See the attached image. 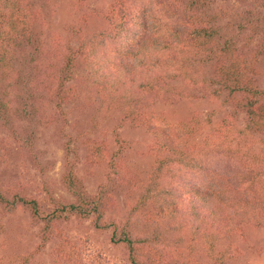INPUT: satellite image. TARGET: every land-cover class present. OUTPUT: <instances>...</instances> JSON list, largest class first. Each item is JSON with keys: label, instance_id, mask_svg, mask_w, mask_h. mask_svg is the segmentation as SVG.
Returning <instances> with one entry per match:
<instances>
[{"label": "trees", "instance_id": "16d2710c", "mask_svg": "<svg viewBox=\"0 0 264 264\" xmlns=\"http://www.w3.org/2000/svg\"><path fill=\"white\" fill-rule=\"evenodd\" d=\"M215 2L188 0L179 20L172 24L158 21L155 15L151 19L153 12L146 0H112L105 10L92 9L91 13L101 16L106 27L90 36L81 35L78 46L66 55L55 91L49 94H40L29 82L37 69L36 56L30 50L36 22L31 3L8 0L0 4V74L10 77L19 71L18 81L7 83L2 91L0 127L19 135L13 127L18 118L36 126L59 123L63 130L68 121L65 106L78 101L83 90L95 88L101 99H107L116 109L118 123L112 130V141L119 145L118 151L127 154L130 146L119 130L124 125L143 128L151 135L143 150V155L154 158L152 176L141 194L143 204L153 202L146 226L130 219L117 222L106 217L116 202L112 191L125 180L122 169L130 166L116 164L111 157L110 165L121 181L101 183L92 193L77 174L78 153L71 147V140L64 144L67 165L61 180L73 198L54 196L45 181L44 189L51 192L52 203V209L46 211L25 184L6 188L0 183L2 213H13L23 206L35 223H43L39 246L51 244L53 264H110L107 250L89 235L72 237L65 231L62 223L72 216L80 220L93 217L96 230H111V244L124 247L132 264H177L160 243L167 233L187 225L195 232V239L201 237L203 243L209 244V256H215L220 240L245 243L250 241V230H264V195L252 185L247 186L245 179L220 177L199 163L185 147L179 125L167 118L166 110L160 109L193 95L185 84L191 69H208V93L223 98L233 117L244 114L246 130L264 138V86L259 82L257 68L264 41L258 48L250 47L264 23V11L252 18L245 11L215 9ZM259 2L264 6V0ZM228 16L231 18L225 22ZM83 20L87 25V17ZM247 28L253 30L246 35ZM78 74L84 86L72 81ZM103 134L104 137H95L85 132L79 138L83 161L90 169L108 159L111 144L106 130ZM33 135L36 133L31 129L23 135L25 145L21 151L15 140L0 136V155L9 160L24 155L23 151L34 148ZM73 153L75 158L70 160ZM39 160V156L35 157L40 166ZM175 163L191 170L196 166L200 179L183 177L179 184L171 185L159 181ZM40 169L45 177L46 167ZM141 174L132 172L131 179L142 180ZM250 247L258 254L264 252V243Z\"/></svg>", "mask_w": 264, "mask_h": 264}, {"label": "rangeland", "instance_id": "374dc122", "mask_svg": "<svg viewBox=\"0 0 264 264\" xmlns=\"http://www.w3.org/2000/svg\"><path fill=\"white\" fill-rule=\"evenodd\" d=\"M8 0H0V4ZM22 3H31L36 22L33 28L31 51L36 56V73L29 82L40 94H49L55 91L59 83L60 70L65 66L66 55L71 48H76L81 35L90 36V33L106 27L103 18L92 14V9L105 10L112 0H20ZM144 1V0H141ZM150 3L152 15L158 21L172 24L179 20L188 0H146ZM213 8L227 7L237 11H245L247 16L255 18L264 6L259 0H216ZM87 17V25L83 20ZM231 17H226L225 22ZM255 35L250 47L258 48L264 41V23ZM253 28H247L245 34ZM239 44H244L241 40ZM259 82L264 86V53L260 55L257 64ZM1 73V70H0ZM16 70L12 76L0 74V97L7 83L18 81ZM208 69L195 68L188 72L185 80L186 88L193 95L183 102L171 106H161L166 110L167 118L185 137V147L199 160L204 167L210 169L220 177L231 180L245 179L246 184L260 191L264 195V141L263 136L250 133L245 128L244 114L231 115V108L223 98H214L207 91L205 83ZM79 74L72 81L84 86L79 80ZM207 84V83H206ZM46 85H48L46 87ZM38 94V93H37ZM68 121L61 130L59 123L32 125L29 120H14L13 127L19 135L2 125L0 136L14 141L19 150L25 145L23 135L34 131V148L23 151L14 159H6L0 155V183L3 187L13 188L16 184H25L27 191L38 199L43 210H51L52 203L49 193L56 197L66 196L73 198L64 187L61 177L66 169L67 155L65 142L71 140V147L78 153L76 171L83 180L87 189L94 193L101 183L112 185L114 181H121L110 165L111 157L117 164L122 162L126 167L122 169L125 180L116 185L112 193L116 196L114 206L106 213V217L117 222L130 219L135 224L146 226L148 216L152 214V200L147 204L141 202V194L150 181L153 173L154 158L143 155L146 142L151 135L143 128L124 125L119 128L121 135L129 142L128 153H121L119 145L112 140L113 128L117 125V113L114 106H110L107 99L102 100L99 93L92 90L81 92L78 101L65 106ZM1 126V122H0ZM104 130L108 134L110 151L108 159L101 166L88 167L84 163V149L79 138L86 132L90 136L104 137ZM15 138V139H14ZM21 147V148H20ZM117 152V155L114 153ZM39 156L42 165L35 162ZM75 153L69 155L72 160ZM50 165V166H49ZM46 167L45 177L40 167ZM191 170L181 164L168 167L158 179L166 185L179 184L183 177L200 179L197 167ZM92 170V171H91ZM132 172H141L142 180H132ZM48 182L51 192L44 189ZM26 191V190H25ZM23 190V193L25 192ZM43 223H35L31 212L19 206L15 212L4 214L0 205V264H53L50 257L51 244L40 247V229ZM63 228L72 237L89 235L97 244L107 250L110 264H132L126 250L120 245L110 242L111 230H96L94 218L80 220L72 216L62 223ZM150 229L153 227L149 226ZM195 232L190 225L183 229L166 234L160 247L172 254L177 264H264V252L258 254L251 245L260 246L264 243V230H250V241L227 240L217 242L215 256H209V244L202 238H194ZM221 259V261H219ZM96 264V263H90Z\"/></svg>", "mask_w": 264, "mask_h": 264}]
</instances>
